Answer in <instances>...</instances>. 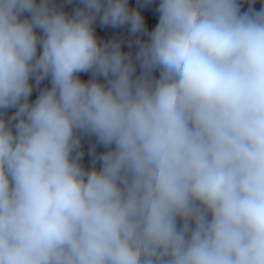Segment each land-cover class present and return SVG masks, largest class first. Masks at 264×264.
Wrapping results in <instances>:
<instances>
[{
	"label": "clouds",
	"instance_id": "clouds-1",
	"mask_svg": "<svg viewBox=\"0 0 264 264\" xmlns=\"http://www.w3.org/2000/svg\"><path fill=\"white\" fill-rule=\"evenodd\" d=\"M137 3L0 0V264H264V2Z\"/></svg>",
	"mask_w": 264,
	"mask_h": 264
},
{
	"label": "rangeland",
	"instance_id": "rangeland-1",
	"mask_svg": "<svg viewBox=\"0 0 264 264\" xmlns=\"http://www.w3.org/2000/svg\"><path fill=\"white\" fill-rule=\"evenodd\" d=\"M63 1L68 5L66 8H67V12L69 13L73 11V9L77 6V3H78V0H73V1L63 0ZM262 2H264V0H257V3L254 5L256 10H259ZM158 4H159V0L158 1L153 0V3L150 6L140 8V11L142 14L150 13L159 19V14L156 11ZM137 6H138L137 0H129V7L136 8ZM247 8H248V4L245 3L242 6V10L246 11ZM146 20L147 19L145 18V24L147 25ZM148 20H151V18H148ZM109 29H112V27L101 26L99 23H97L96 34L97 36L103 35L104 33L108 32ZM80 75L81 77L83 76L85 79L88 80V78L86 77L89 76V73H81ZM48 85H49V82L46 80L44 82V86H48ZM10 110L12 113L15 111V109H10ZM89 148H90V141L87 138H85L83 141V150H84L83 163L86 167L90 166ZM102 151H104L103 147H97V152H102Z\"/></svg>",
	"mask_w": 264,
	"mask_h": 264
},
{
	"label": "crops",
	"instance_id": "crops-1",
	"mask_svg": "<svg viewBox=\"0 0 264 264\" xmlns=\"http://www.w3.org/2000/svg\"><path fill=\"white\" fill-rule=\"evenodd\" d=\"M156 1H158V0H156ZM54 2L57 3L58 5H62L64 10L67 11L66 7L68 5L63 0H54ZM142 15H144V17L147 19L146 20V22H147L146 26H148L151 23L152 24H156L158 22V18L155 17L154 15L150 14V13H145V14H142ZM148 18H151V20H148ZM113 37H123L125 39L124 50L128 51V46H127V42H126L127 38H128L127 29H125V30H121L119 28L109 29L108 32L104 33L103 35H100L99 39L103 42V41H106V40H110ZM81 78L84 79V80H87L83 76ZM86 78H88V79L90 78V73H89V76H87Z\"/></svg>",
	"mask_w": 264,
	"mask_h": 264
},
{
	"label": "trees",
	"instance_id": "trees-1",
	"mask_svg": "<svg viewBox=\"0 0 264 264\" xmlns=\"http://www.w3.org/2000/svg\"><path fill=\"white\" fill-rule=\"evenodd\" d=\"M70 1H73V0H70ZM155 25H156V24H152V23H151V24H149V25L146 26V27H147V28L149 29V31H150L152 28L155 27ZM119 29H121V30H125L126 28L122 27V28H119ZM98 37H99V36H98ZM40 87H41V88L44 87V81L41 83ZM37 95H38V89L33 91V94H32V96L30 97V99H31V100H35L36 97H37ZM8 115H9V116L12 115L11 110H9Z\"/></svg>",
	"mask_w": 264,
	"mask_h": 264
},
{
	"label": "water",
	"instance_id": "water-1",
	"mask_svg": "<svg viewBox=\"0 0 264 264\" xmlns=\"http://www.w3.org/2000/svg\"><path fill=\"white\" fill-rule=\"evenodd\" d=\"M124 28H126L127 29V27H124ZM99 38V37H98Z\"/></svg>",
	"mask_w": 264,
	"mask_h": 264
}]
</instances>
